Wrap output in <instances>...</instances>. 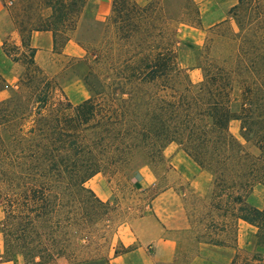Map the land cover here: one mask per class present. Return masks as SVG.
I'll use <instances>...</instances> for the list:
<instances>
[{
    "label": "trees",
    "instance_id": "1",
    "mask_svg": "<svg viewBox=\"0 0 264 264\" xmlns=\"http://www.w3.org/2000/svg\"><path fill=\"white\" fill-rule=\"evenodd\" d=\"M12 4L22 43L13 48L24 49L26 62L7 41L3 50L27 72L16 87L0 74V92L10 91L0 101V263L20 255L25 264H54L91 242L109 204L87 183L105 171L139 179L143 167L167 163L172 145L211 175L210 198L235 206L233 216L255 227L264 247V208L248 201L264 187V0H238L202 45L186 41L198 82L180 59L182 27L202 24L196 0H112L105 20L88 0ZM37 32L52 33L55 51L72 39L83 48L84 57L71 58L72 75L87 100L73 104L38 66Z\"/></svg>",
    "mask_w": 264,
    "mask_h": 264
},
{
    "label": "rangeland",
    "instance_id": "2",
    "mask_svg": "<svg viewBox=\"0 0 264 264\" xmlns=\"http://www.w3.org/2000/svg\"><path fill=\"white\" fill-rule=\"evenodd\" d=\"M15 1L12 0V3ZM196 1L201 5L205 0ZM8 7L12 19V27L16 28L14 22L19 17V8H16L13 4H9ZM106 16L98 17L101 20H105ZM175 27H177L176 24H174ZM210 28L205 27L203 24L197 26V28L182 27L183 43L180 45V59L183 66L190 70V76L194 82L201 80L202 73L199 69L194 68L196 56L192 48L186 44V41L202 45ZM18 37L19 46H21L19 34ZM6 41L8 42V50L26 62L24 49L22 51H15L13 48L15 41L11 37ZM55 52L56 54L50 56L48 61H46L44 71L50 78H56L60 85L67 88L68 86L73 87L74 98H76L75 96L80 98L82 93L88 91L86 85L72 75V72L75 70L72 67L71 58L60 54V49H57ZM26 72L27 66L20 64L17 73V85H19L20 78ZM57 93L56 98L63 99L60 93ZM4 95L9 97L10 91H6ZM77 100L80 99H75V101ZM230 131L237 138H240L241 123L233 121L230 124ZM176 146L172 145L167 149L165 153L167 163L165 165L143 167L140 170L139 179H132L124 174L105 171L90 180L87 183L89 189L95 193L96 191L101 193V190L103 191L104 188L109 197L108 200L104 201L109 204L108 218L105 221H96L94 236L91 242L87 244L81 242L80 245L82 246L69 251L67 256L57 259L54 264H111L116 254L124 252L117 242V229L136 218L150 214L155 196L170 187L172 182L175 185H180L179 190L183 194L192 228L181 239L182 243L178 258L174 263L169 264H191L193 260L200 256L197 242L204 239H209L221 245L222 253L219 254V258L214 259L215 264H264V247L256 245L255 234L257 233V229H243L240 234L239 222L233 216L235 206L222 205L210 198L213 191L211 175L203 172L200 168L197 179L192 170H186L184 175H179L172 171L173 166L170 163L169 157L178 150ZM250 150L254 152L252 147ZM263 199L264 188L262 186L256 187L253 193L248 196V201L255 206ZM226 212H229V214H226ZM3 219L4 207L0 204V221ZM0 245L3 250V238L1 235ZM18 259L22 264H25L23 257L20 255L15 258V264Z\"/></svg>",
    "mask_w": 264,
    "mask_h": 264
},
{
    "label": "crops",
    "instance_id": "3",
    "mask_svg": "<svg viewBox=\"0 0 264 264\" xmlns=\"http://www.w3.org/2000/svg\"><path fill=\"white\" fill-rule=\"evenodd\" d=\"M135 1L139 5L145 6L152 0ZM111 3V0H88L87 10L98 16L109 15ZM237 3L238 0H205L199 5L202 24L210 28L225 21L229 11ZM9 4L12 5V0H0V74L10 86L16 87L20 64L12 61L3 50L4 42L10 39V37L14 39V44L20 45L18 32L12 27ZM31 44L37 49L35 56L36 63L45 70L46 61H48L50 56L56 54L52 33H35ZM60 54L70 58H82L85 52L72 39L62 49ZM64 90L73 104H79L90 97L89 91L82 93L80 98L77 96L74 98L73 87L68 86ZM5 92H0V101L8 98L4 95ZM75 99L80 100L75 101ZM176 147L178 150L169 157L170 163L173 166L172 171L176 174L184 175L186 170H192L197 179L200 173L199 167L184 151L180 150L178 146ZM179 186L172 182L170 187L155 196L150 214L136 218L117 229V242L124 252L116 254L111 264H169L176 261L182 243L181 239L192 228L185 200L182 192L179 190ZM96 193L103 201L109 198L104 188L103 191L101 190V193L99 191H96ZM257 207L260 209L264 208V199L258 203ZM238 227L240 234L243 229L251 228L256 230L255 227L243 221H239ZM197 243L199 245L200 256L193 260L191 264H215L214 259L219 258L222 248L220 246ZM0 251L3 253L1 245ZM15 258L10 262H1L0 264H15ZM16 264L22 263L18 259Z\"/></svg>",
    "mask_w": 264,
    "mask_h": 264
}]
</instances>
